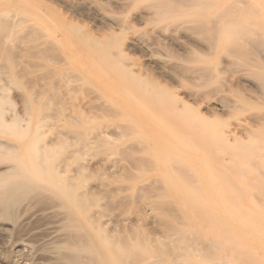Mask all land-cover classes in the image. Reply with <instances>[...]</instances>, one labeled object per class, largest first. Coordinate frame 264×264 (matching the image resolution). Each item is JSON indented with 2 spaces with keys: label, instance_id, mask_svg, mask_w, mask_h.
<instances>
[{
  "label": "rangeland",
  "instance_id": "obj_1",
  "mask_svg": "<svg viewBox=\"0 0 264 264\" xmlns=\"http://www.w3.org/2000/svg\"><path fill=\"white\" fill-rule=\"evenodd\" d=\"M121 1L23 3L21 8L27 16L33 6L39 7L43 36L39 32V57L32 48H28L32 53L25 48L24 55L18 53L17 71L0 72V80L7 86L2 104L13 127L31 135L38 115L43 138L59 135L67 149L89 141L96 143L86 149L87 158L94 159L91 162L97 166L100 163L93 179L106 182L110 189L117 187L124 206L120 218L134 223L137 242L152 251L146 257L140 255L135 264H264V0H193L178 13L158 7L153 0ZM238 1L247 2L254 15L248 13L237 30L231 23L240 15L236 11L237 15L230 18L229 14L234 13ZM224 11L229 17L225 20L232 26L227 24L225 29L220 24ZM192 12L196 19L191 18ZM157 14H161L159 19ZM157 29L166 33L165 39L154 40ZM131 38L141 39L143 48L129 46ZM50 40L55 43L54 50L48 47ZM241 43L252 47L245 49L248 60L232 52L231 48ZM42 53L58 56L57 61ZM99 58L108 59L116 74L101 72ZM35 64L41 67L35 68ZM146 93L173 102V127L185 125L179 130L185 134L172 136L159 118L143 116L136 103ZM193 93L194 97H189ZM108 110L110 114L105 113ZM241 130L245 134H240ZM228 131L236 133L235 142L223 139ZM170 160L175 161L174 166ZM170 176L183 185V205L169 188ZM124 228L127 232V226Z\"/></svg>",
  "mask_w": 264,
  "mask_h": 264
},
{
  "label": "bare ground",
  "instance_id": "obj_2",
  "mask_svg": "<svg viewBox=\"0 0 264 264\" xmlns=\"http://www.w3.org/2000/svg\"><path fill=\"white\" fill-rule=\"evenodd\" d=\"M26 1H28V0H0V72L5 71V70L7 72H12L13 69L16 70L19 67L18 65H19V59H20V57L18 58V53H20V54H21V52L23 53L25 48H27V49L32 48L35 51L33 54L34 55L37 54L36 56L41 55L40 54L41 49L39 48V46L42 43L40 44V42L38 43L37 41L39 40L38 38H41L39 35V32H41V31H39V28H40V22H41L40 21V14H42V13L39 10V7L33 6L32 14L27 16L22 11V8H21L23 3ZM117 1L119 2V0H117ZM130 1H136V0H130ZM147 1H149V0H147ZM151 1H149V2H151ZM191 1L193 3V0H153L152 2H156L158 7H161L164 10H171L172 12H174L173 10H176L175 12H177V10L180 8H183V6H185V5L188 6ZM122 2L123 1H121V4H122ZM130 3H128V4H130ZM156 3L154 5H156ZM149 4H151V3H149ZM230 5L231 4H228V6H230ZM146 6H148V3L146 4ZM146 6H145V8H147ZM139 7L142 10L141 6H139ZM139 7L137 9H139ZM150 8H147V9H150ZM234 8L235 9L233 11L231 10L233 8H230V9L228 8L229 10L234 12V13L229 14V16L230 15L236 16L237 13H239L240 17L238 16L239 17L238 20H236L234 23H231V24H233V28L240 29V28H242L243 23L245 22L244 20L247 19L246 16L248 15V13L252 14L254 12L253 11L254 9L251 10L253 12H249V9L247 8V2H243V1L242 2L238 1L237 5ZM228 9L226 10L227 13H228ZM203 10H204V8H203ZM146 11H148V10H146ZM226 11H224V14H222V15H224V20L223 21L221 20V22H223V23H220L224 29H225L227 24H229V26H231V24H230L231 21L228 23V21L225 20L226 19L225 16L226 17L228 16V14L226 15V13H225ZM236 11H237V13H235ZM136 12H137V10H136ZM139 12H140V10H139ZM158 12H159V10H158ZM191 14L193 16V12ZM149 15H151V14H149ZM189 15L190 14H187L188 17H189ZM195 15H197V14L195 13ZM253 15L254 14H252V16ZM255 15H256V12H255ZM140 16H142V14H140ZM154 16H156V14ZM160 16H161V14L158 15L157 19H159ZM232 16H230V18ZM256 16L258 17V15H256ZM148 18H150V16ZM191 18H195V17L193 16ZM215 18H214V21H216ZM227 18H229V17H227ZM144 19H145V17H144ZM144 19L142 21H144ZM197 20H198V18H197ZM145 21H147V20H145ZM205 21H207V20H205ZM148 22H149V20H148ZM210 22H212V20ZM215 23L216 22H214L213 24L216 25ZM210 24H212V23H210ZM173 27H174V25H173ZM158 28L160 29L162 27L160 26ZM184 28H185V26H184ZM184 28L181 30H184ZM170 30H172V29H170ZM176 30H177V32L180 33V31H178V28ZM173 31H175V30H173ZM206 31H208V30H206ZM216 31H219V30H216ZM228 31L231 32L230 30H228ZM193 32H194V30H193ZM169 33H171V32H169ZM172 33H174V32H172ZM175 33H174V35H175ZM40 34H41V36H43L42 32ZM154 34H155L153 36L154 40H157L159 38H160V40H163L161 38H164V39L166 38V35H165L166 33L162 29L161 30L157 29ZM38 35H39V37H38ZM171 36H173V35H171ZM171 36H169V37H171ZM245 36L246 35H244V37ZM210 37H212V36H210ZM245 38H247V37H245ZM151 40H153V38ZM44 41H47V40L45 39ZM41 42H43V40ZM156 42H158V41H156ZM228 42H229V40H228ZM242 42L244 43L245 41H242ZM247 43L250 44L249 41ZM49 44H50V46H48V47L50 49H51V46L53 48V45H55V43L53 44L52 41L49 42ZM143 44H145V43H143ZM256 44H255V46H256ZM128 45L143 48L141 39H139V38H131L129 40ZM43 46H45L44 43H43ZM258 46H260V45L258 44ZM258 46H256V48ZM46 47L47 46H45L44 48H46ZM233 47L235 48V50H234V48H231L233 50L232 52L236 51L239 53V55L243 56L242 59L246 58V60H248L247 57H249L250 55H249V53L246 52L245 49H247V48L251 49L252 48L251 46L249 48V45H247V48H246V45L241 43V44H236V46H233ZM41 48H43V47H41ZM32 49H30L31 51L28 49L30 53H32ZM228 49H226V51ZM248 49H247V51H248ZM53 50H54V48H53ZM26 51H24V52H26ZM253 52L254 51H252L251 53H253ZM42 54H44V56H45L46 53H42ZM256 54L257 53H255V55ZM23 55H24V53H23ZM253 55H254V53H253ZM27 56L28 55L26 53L25 57H27ZM46 56L48 58L49 55H46ZM236 56H237V54H236ZM49 57H53V55H50ZM57 58H58V56H57ZM57 58H54V59H56V61H57ZM44 59H46V58H44ZM54 59H50V61L53 60L52 63H54V65H57L56 62L54 61ZM250 59L251 58H249V60ZM243 61H245V60H243ZM40 62L41 61L39 60V63H38L39 65H41ZM34 63H36V62H34ZM249 63L252 65V62H249ZM249 63L247 62V64H249ZM254 63H255V61H254ZM38 64H37V66L35 64V66H36L35 68L38 67ZM155 64L158 67L160 66L158 61H155ZM97 65H98L100 71L103 73H110L111 74V72H112L114 75L116 74L115 66L111 65V63L106 58H99ZM259 66H261V65H259ZM39 67H41V66H39ZM39 67H38V69H39ZM252 67H254V66L252 65ZM257 67H258V65H257ZM261 67L263 68V66H261ZM6 71L3 73L6 74L7 73ZM14 73H15V71H14ZM2 74L0 73V75H2ZM16 74L18 76V72H16ZM20 74L21 73H19V75ZM105 75H107V74H105ZM5 76L11 77V75H5ZM119 77H120V75H119ZM11 80H13V79H11ZM116 80H117V78H116ZM6 87H7L6 84L2 80H0V264H135V262H138V261H136V259L140 255H142V256L145 255V257H146V255H149L150 253H152V251L150 250V248L147 245L141 244L140 242H137L138 238L136 239V237H135V230L136 229L134 227V223L123 221L120 218V216L122 215V213L120 214V211L122 210L121 208H124V206H123V202H122L121 198L119 197V191L116 189L117 187L115 189H110L111 187H109V185L106 182L104 184L102 181L99 180V178H98V181L93 179L95 172H96V169L98 171V168H99L98 166L100 165V163L98 166H97V164H93L92 162L95 160L93 159V161L91 160L92 161L91 162L89 160L91 157L89 159L87 158L88 152L86 151V149L87 148L90 149V147L96 143H92L90 141L87 143L83 142L84 144H81L78 147L73 146V149H67L65 146V142L62 139L58 138L59 135H58V137H55V136H57V135H55L53 137L47 136L46 138H43L42 133L41 134L39 133L40 120L41 119L39 120L38 115H37L36 119H34L35 120V123H34L35 124V127H34L35 130H34L33 134L25 136L21 132L16 131V129L13 127L12 119L8 116V113H7V111L4 110L3 104H2V98H3V96H5V95H3V91L6 90ZM131 90H133V89H131ZM15 93H17V92H15ZM37 94H35V95L38 97L39 95H37ZM148 94H150V93H148ZM148 94L145 96V98L143 100L139 101V104L136 103L137 107H139L140 111L143 113V116H149L151 118L156 117L155 120H157L159 118L158 121L162 124L163 127L170 130V135H172V136H175L174 134L178 135V134L182 133L183 131H179V130H184L185 125H183V127L179 126L180 128L173 127L175 124L173 125L172 122H173V120L176 119V117H175L176 111L173 108L174 107L173 102L171 103L168 99H165L163 97H159L160 95L155 96L152 94H150V95H148ZM195 94L193 93V96L189 95V97L193 98ZM16 95H19V93ZM20 97L21 96L19 95V98ZM196 97H197V95H196ZM139 98H140V96H139ZM21 99L24 100V98H22V97H21ZM36 99H39V97ZM36 99H34V100H36ZM187 99H189V98H187ZM34 100H32V101H34ZM187 101H189V100H187ZM37 102H35V104L38 105ZM210 103L212 104V102H210ZM217 105H218V103H217ZM219 106L220 107L222 106L221 103ZM110 110L112 111V109H110ZM105 113L110 114V111L105 112ZM111 113L115 114L116 112L115 113L111 112ZM117 115L119 117V114H117ZM110 116H112V115H110ZM44 121H45V118H44L43 122ZM183 123H184V121H183ZM178 124L179 123H177V126H178ZM33 126H31V130H32ZM43 127H44V124H43ZM244 129H246V127ZM188 130H190V129H188ZM247 130L248 129H246V131ZM32 132L33 131H31V133ZM241 133H244V132L241 130L240 134ZM246 133L247 134H245V133L244 134L246 136H248V131ZM183 134H185V132H183ZM187 134H189V133H187ZM190 135H193V134H190ZM235 137H236V133H232V131H228L226 133L224 132V135H223V139L227 143L229 142L230 138H231L230 142L231 141L235 142L236 141ZM68 138H67V140H68ZM90 139H92V138L90 137ZM90 139L87 137V140H90ZM96 139H98V136ZM99 139L102 140L101 137ZM103 139H104V137H103ZM240 139H241V137H240ZM71 140L73 141V139H71ZM78 140L79 139H77L76 141L78 142ZM80 141H82V140H80ZM91 141L94 142V140H91ZM96 142H97V140H96ZM98 142H100V140ZM73 143H75V141ZM101 143L103 144V140L101 141ZM78 145H79V143H78ZM95 147H97V146H95ZM99 147H101V145H99ZM93 148H91V150ZM262 148H264V147H262ZM171 160H170V165L174 166L173 164H175V161H173L174 162L173 163ZM210 164H212V163L210 162ZM177 166H178V164H177ZM212 166H214V164ZM101 167H102V164H101ZM103 169H104V167H103ZM212 169H214V168H212ZM219 170L220 169L218 168V171ZM175 171H176V169H175ZM172 172H173V170H172ZM175 173H177V172H175ZM182 173H183V171H182ZM180 174H181V172H180ZM178 177H179V173H178ZM169 178H170V180H169ZM169 178H168V183L170 186L169 188L178 194V196L180 197V201L179 200H177V201L183 205V185L180 186L178 183H176L174 176H170ZM166 195H167V197H169L168 194H166ZM222 199H224V198H222ZM132 201H134V200H132ZM155 202H157V201H155ZM191 202L194 203L195 200H191ZM166 203H168V202H166ZM185 203H187L186 199H185ZM188 203H190V201H188ZM180 204H179V206H180ZM197 205H199L198 202H197ZM165 209L167 210V208H165ZM181 210L183 211V209H181ZM181 210H179V211H181ZM181 212H180V214H181ZM188 213H190V212L188 211ZM196 218H198V216ZM199 219H200V217H199ZM208 221H209V219H208ZM203 222H205V221H203ZM213 223H214V221H213ZM207 224H208V222H207ZM209 224H208V226H210ZM214 224H217V223H214ZM217 225L216 226L214 225L213 228L219 229L218 228L219 226L217 227ZM124 226H127V232H125L126 230L123 231V229H126V228H124ZM221 232H219V235ZM180 236H181V234H180ZM208 243H209V241H208ZM214 243H215V245H218V244H216V242H213V244ZM175 246L178 247V245H175ZM225 246H226V244H225ZM173 248H174V246H173ZM180 248H181V245H180ZM226 249H229V248H226ZM209 253H208V255H209ZM163 254H165V253H163ZM166 257H168V256H166ZM139 261H141V260H139Z\"/></svg>",
  "mask_w": 264,
  "mask_h": 264
}]
</instances>
